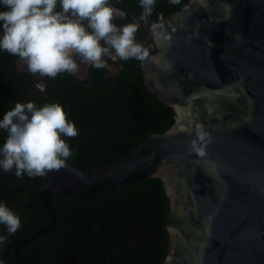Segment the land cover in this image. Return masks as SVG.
Here are the masks:
<instances>
[{
  "label": "water",
  "instance_id": "1",
  "mask_svg": "<svg viewBox=\"0 0 264 264\" xmlns=\"http://www.w3.org/2000/svg\"><path fill=\"white\" fill-rule=\"evenodd\" d=\"M141 26L144 85L173 109L174 123L88 173L43 152L0 146V188L17 165L44 179L37 194L48 221L16 241L14 257L29 264L21 246L53 227L52 196L89 198L158 177L170 203L163 264H264V0H190L154 23L109 0H60L56 17L34 28L39 51L16 61L33 76L32 90L0 119L66 73L87 86L92 64L111 83Z\"/></svg>",
  "mask_w": 264,
  "mask_h": 264
},
{
  "label": "trees",
  "instance_id": "2",
  "mask_svg": "<svg viewBox=\"0 0 264 264\" xmlns=\"http://www.w3.org/2000/svg\"><path fill=\"white\" fill-rule=\"evenodd\" d=\"M109 1L154 23L190 0ZM59 9L60 0H0V116L32 90L33 76L18 71L16 61L39 51L34 28L44 27ZM134 37L136 46L120 55L124 71L111 83L104 79L107 70L95 64L87 86L69 73L60 76L49 92L0 119V146L43 152L88 173L110 167L150 134L165 132L175 113L145 87L142 26ZM43 182L37 171L17 165L0 188V264H20L13 255L16 241L48 221L37 194ZM51 203L53 227L20 248L29 264H163L170 203L158 177L106 187L89 198L52 196Z\"/></svg>",
  "mask_w": 264,
  "mask_h": 264
}]
</instances>
